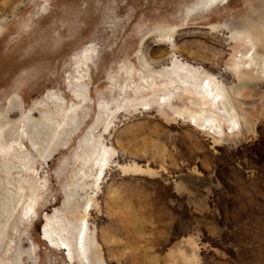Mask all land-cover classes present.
Here are the masks:
<instances>
[{
  "label": "rangeland",
  "instance_id": "374dc122",
  "mask_svg": "<svg viewBox=\"0 0 264 264\" xmlns=\"http://www.w3.org/2000/svg\"><path fill=\"white\" fill-rule=\"evenodd\" d=\"M196 2L0 0L2 141L29 131L46 95L86 100L48 161L31 153L33 172L22 166L33 216L13 211L2 264L18 252L19 264H77L70 216L83 215L75 199L101 145L109 162L86 216L92 244L83 245L91 264H264V0H228L185 19ZM174 65L208 79L223 100L188 78L170 106L153 104L165 90L143 80L169 82ZM192 114L212 118L206 131ZM5 183L0 167L3 192ZM43 226L67 239L70 257L43 242Z\"/></svg>",
  "mask_w": 264,
  "mask_h": 264
},
{
  "label": "bare ground",
  "instance_id": "6f19581e",
  "mask_svg": "<svg viewBox=\"0 0 264 264\" xmlns=\"http://www.w3.org/2000/svg\"><path fill=\"white\" fill-rule=\"evenodd\" d=\"M196 1L197 2L195 4L185 8L184 10L185 12L183 14L185 19L197 16L200 13L207 12L210 9H213L217 5H226L228 3V0H196ZM261 15L262 13H258V15L255 18H260ZM238 64H239L238 62H234V66H236V68L237 66H239ZM188 70L184 68L183 66L174 65L172 74L170 75V73H167V76H166L169 82H166V83L161 82L159 84L157 82L158 81L157 78L156 80H153L152 78H150L149 81L143 80V83L145 84L146 87L154 85V87H159L158 90L160 91L165 90L166 94L161 96L158 99V101H154L157 95H153V99H152L154 101L153 104L157 106H163V107L170 106L172 103L170 96L173 94L174 90L176 89L177 87L176 84L181 81H186L188 78H189L188 81L192 82L195 85L196 89L200 91V93L206 95L209 100L213 102L223 100L222 93L218 92L214 85L212 89H211V85L206 86L205 80H208V79H204L203 83L201 84V82L199 81V77L194 76V75L192 76L193 73L191 74V72ZM145 72H141V75H143ZM190 79L193 81H190ZM137 86L138 84L135 83L133 88L135 89ZM187 93H191V91L188 90ZM74 96L75 98H77L76 100L78 102L75 101V103L68 104L67 102L66 103L63 102V100H61L60 98L56 96H52V94L46 95L43 98L44 103L42 104V106L38 108L45 107L47 111L44 112L43 114L40 113L41 115H40L39 120H33L31 119L32 116L29 115L30 120L26 124L27 127L30 126L29 131L27 132L26 128H24L25 134H22V133L18 134V139L13 140V143L11 141L3 142L1 133H0V167H1V171L3 172L5 180H6L5 184H7L5 186V192H3L0 187V195L3 194L4 199H5L3 204H1L0 206V218L4 216L5 213H9L8 214L9 217L7 218V220L0 226V250H2L3 246H5V243H6L5 241L8 240V227L7 226L9 225L7 224L12 218L13 211L17 209V213L20 214L19 209H23V212L21 215L24 218L27 217L28 220L31 219L33 216L32 212L34 208H33V205L31 204L28 205L29 201L27 200L28 198L26 195V188H25L26 185H28L27 179H29V176L26 175L24 171L27 172L28 174H31L30 172H33L34 170L35 160L30 155L31 153H35V156L38 155L41 158V161L47 162L51 155L50 152L53 151V147H51L52 142L57 141L58 139H62L63 132L65 133L69 125L75 122L76 119L77 120L79 119V113L82 111L83 105L86 104L85 103L86 100L81 94H77ZM174 102H176V99H174ZM155 105H152V106H155ZM37 110L38 109L35 108L31 112L34 114L36 113L35 111ZM31 112L30 114H32ZM209 120H208V117H204L203 115L192 114V121L194 122V126L197 127V130H202L203 128H205L204 131H206L207 127L205 126V123ZM232 120H233L232 117L227 118V123L232 124ZM78 124H80L79 121H78ZM2 132H4V130ZM26 134H27V139H26L27 146L26 144L24 145L22 141H20L21 139L20 136L23 137ZM40 146L43 148L44 151L40 148ZM50 148L51 150H49ZM26 149L29 150V152H27ZM18 160H20V162ZM108 160H109V156L105 148L102 147V145L99 148H97L96 146L95 147L92 146V149L90 151V161L91 162H89L91 163L90 164L91 167L89 165L91 173L87 175L86 177L83 176V179L81 180V183L78 189V193L81 196L75 199L77 200V203L82 202L83 207H82L81 213L83 215L79 219H76L75 217L70 216L71 222H72L70 226L71 236H72L74 250H75V253L77 254L75 258L76 260L75 263L77 264H91L89 258H87L84 255V248H83L85 241H87V243L90 241V236L88 235L89 229L87 226L86 216L92 210L90 201L92 200V198L96 196V192L100 188L99 182L108 167V162H109ZM29 163L31 166L29 165ZM22 166L24 167V171H22ZM10 174H16V176L14 178L13 177L11 178ZM9 178L12 179V182L14 180V182H16L17 185L14 186V184L10 182ZM14 188L16 189L14 190ZM67 196L69 197L67 201L69 205L70 200L72 201L73 200L72 198L75 197V193L71 192ZM11 202L12 203L14 202L13 208L11 207L12 206L10 204ZM68 209H69L68 213L73 212V210L70 209V207ZM45 228L46 227L44 226L42 227V233H41L43 242H45L47 246L51 249L62 251V252H67V255L65 256L70 257L71 249L66 243L67 239L65 238L66 239L65 240L66 242H65L60 237H58L55 233L50 232ZM69 234H67L66 236H68ZM88 244H90L89 245L90 247L92 243L89 242ZM19 255H20L19 252L15 253L14 257L12 258V262H10V264H19V261H20ZM0 263L2 264V262Z\"/></svg>",
  "mask_w": 264,
  "mask_h": 264
},
{
  "label": "water",
  "instance_id": "95a60500",
  "mask_svg": "<svg viewBox=\"0 0 264 264\" xmlns=\"http://www.w3.org/2000/svg\"><path fill=\"white\" fill-rule=\"evenodd\" d=\"M38 232L40 233V226H39V228H38Z\"/></svg>",
  "mask_w": 264,
  "mask_h": 264
},
{
  "label": "flooded vegetation",
  "instance_id": "af4514ba",
  "mask_svg": "<svg viewBox=\"0 0 264 264\" xmlns=\"http://www.w3.org/2000/svg\"><path fill=\"white\" fill-rule=\"evenodd\" d=\"M42 239V238H41Z\"/></svg>",
  "mask_w": 264,
  "mask_h": 264
}]
</instances>
